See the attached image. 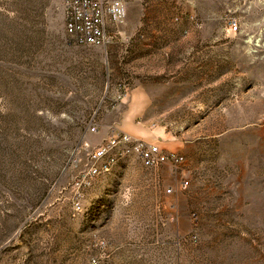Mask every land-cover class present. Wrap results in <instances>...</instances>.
Segmentation results:
<instances>
[{"label": "rangeland", "instance_id": "1", "mask_svg": "<svg viewBox=\"0 0 264 264\" xmlns=\"http://www.w3.org/2000/svg\"><path fill=\"white\" fill-rule=\"evenodd\" d=\"M124 1L87 47L63 0H0V264H264V0ZM116 130L184 163L78 186Z\"/></svg>", "mask_w": 264, "mask_h": 264}, {"label": "built area", "instance_id": "2", "mask_svg": "<svg viewBox=\"0 0 264 264\" xmlns=\"http://www.w3.org/2000/svg\"><path fill=\"white\" fill-rule=\"evenodd\" d=\"M66 33L76 44L87 47H104L112 43L113 36L127 19L124 0H63ZM237 30V24H232ZM91 133H97L96 125H91ZM88 147V145H85ZM136 157L146 168L157 169L169 166L178 169L184 158L176 153H168L158 146L133 138L119 130L109 136L104 143L87 154L86 169L78 186H90L98 178L112 172L120 162ZM189 183L181 181L176 188H168L173 195L187 189ZM78 209L80 207L78 206Z\"/></svg>", "mask_w": 264, "mask_h": 264}, {"label": "crops", "instance_id": "3", "mask_svg": "<svg viewBox=\"0 0 264 264\" xmlns=\"http://www.w3.org/2000/svg\"><path fill=\"white\" fill-rule=\"evenodd\" d=\"M126 98L129 100L128 101L126 99L131 105H134L139 109H146L148 107V102L145 99V91L143 89H138L127 94ZM117 171V168H115L109 175H114Z\"/></svg>", "mask_w": 264, "mask_h": 264}]
</instances>
